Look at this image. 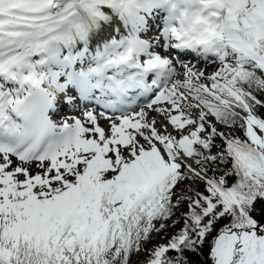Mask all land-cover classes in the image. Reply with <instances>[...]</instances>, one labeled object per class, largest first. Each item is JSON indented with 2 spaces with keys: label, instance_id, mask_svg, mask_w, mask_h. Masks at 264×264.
I'll return each instance as SVG.
<instances>
[{
  "label": "snow or ice",
  "instance_id": "snow-or-ice-1",
  "mask_svg": "<svg viewBox=\"0 0 264 264\" xmlns=\"http://www.w3.org/2000/svg\"><path fill=\"white\" fill-rule=\"evenodd\" d=\"M260 93L264 0H0V264H264Z\"/></svg>",
  "mask_w": 264,
  "mask_h": 264
},
{
  "label": "trees",
  "instance_id": "trees-1",
  "mask_svg": "<svg viewBox=\"0 0 264 264\" xmlns=\"http://www.w3.org/2000/svg\"><path fill=\"white\" fill-rule=\"evenodd\" d=\"M261 96V98H264V93H260L259 94ZM258 113L261 115H264V107H259L258 109ZM237 134L241 136V138H245L243 136V133L239 131V129L236 130ZM217 144L218 145H222V141L217 139ZM217 149H213V151H216ZM231 165V161H229V167ZM225 170V166L221 165L219 170L215 173L216 175H220L222 174V172ZM212 173H210L211 175ZM236 177L233 176L229 179L228 183L229 185L231 183H233L235 181ZM185 183H190L191 186L193 188H196L197 190H202L204 185L202 182H196V183H192L190 181L185 182ZM181 187H183L184 185H180ZM188 211L187 208V203H185L184 205H182L179 209L176 210L175 216L172 217L171 220L167 221L166 223L168 224V227H166L164 230H161L160 232H153L151 234V239L142 246V250L140 252H142L144 249L150 247L151 245L157 243L160 239L161 236H163L165 239L169 240V238L176 234L180 228L183 227L184 224V219H183V214L186 213ZM179 219V223H177L174 227L171 226L172 225V220H176ZM227 219H223L221 221H218L217 224V229L213 232V235L207 238L206 243L197 250V252L192 253V252H188L186 253L188 260L190 262V264H214L212 258H211V254H210V245L212 243V240L216 234V232L219 230L220 227H222L225 223H227ZM159 223V221L157 222V224ZM139 252V253H140ZM134 254L131 257V264H137V256L138 254ZM168 255L170 256H174L175 253L174 252H170Z\"/></svg>",
  "mask_w": 264,
  "mask_h": 264
},
{
  "label": "bare ground",
  "instance_id": "bare-ground-1",
  "mask_svg": "<svg viewBox=\"0 0 264 264\" xmlns=\"http://www.w3.org/2000/svg\"><path fill=\"white\" fill-rule=\"evenodd\" d=\"M150 36H153L155 35L153 32L149 33ZM159 50V49H158ZM184 58H192V63L196 64V67L197 68H200V69H203L206 71V74H210L211 72H213L214 70L212 69L213 65H216V63H213L211 61V63H206L204 60H199V62H197V58L194 57V56H186ZM178 67V71H182V69L179 68V65L177 66ZM177 78H182V77H177ZM78 102V101H77ZM86 111H82L79 107L75 106V107H72V106H69V105H66L64 106V109H63V112L61 115H67L69 114L71 117H80L82 118L83 120L86 121V118L84 116V113ZM97 115V114H96ZM152 115H157L156 113H152ZM97 119L99 120L101 126L105 127L106 129L108 128V125H109V120L108 119H102L100 118L98 115H97ZM87 123V121H86ZM159 127V124L157 125ZM15 160V158H13ZM32 170V169H31Z\"/></svg>",
  "mask_w": 264,
  "mask_h": 264
},
{
  "label": "rangeland",
  "instance_id": "rangeland-1",
  "mask_svg": "<svg viewBox=\"0 0 264 264\" xmlns=\"http://www.w3.org/2000/svg\"><path fill=\"white\" fill-rule=\"evenodd\" d=\"M149 35H150V34H149ZM183 59H184L186 62H187V61H191V62H192V58H183ZM206 63H211V60L207 61ZM218 66H219V65H218V62H216V65H213V66H212V67H213L212 69H213V70H216V68H217ZM192 103H195V101L193 100ZM198 112H199L198 109H193V115H197ZM106 119H107V118H106ZM158 119H159V118H158ZM169 131H172L171 126H169ZM174 134H177V135H178V133H174ZM31 169H32L31 171H32L33 173H35L36 171H38V169L36 168L35 164L32 165V168H31ZM21 178H23V177H21ZM180 187H181V186H180ZM166 243H168V240L165 239L163 236H161V239H160L157 243H155V244L151 245L150 247L144 249L142 252H140V253L138 254V256H137V264H144V262L148 259L149 251H150L154 246L159 245V244H166Z\"/></svg>",
  "mask_w": 264,
  "mask_h": 264
}]
</instances>
